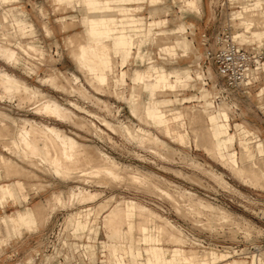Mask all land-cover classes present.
Returning <instances> with one entry per match:
<instances>
[{
	"label": "rangeland",
	"instance_id": "1",
	"mask_svg": "<svg viewBox=\"0 0 264 264\" xmlns=\"http://www.w3.org/2000/svg\"><path fill=\"white\" fill-rule=\"evenodd\" d=\"M192 1L195 0H187L185 3L183 0H162L156 4H150L146 1L143 3L131 2L126 5L135 7V10H132L134 12L131 11V14L126 13L127 15L122 13L121 17L127 18L133 15L137 17L146 16L147 19L149 18L147 11L150 8L153 6H166L168 11L164 9V11H159L155 15V19L166 18V20L163 24L156 26L154 30L159 32L171 31V35L176 33V36L178 34L187 36L193 40V45L187 50L186 55H180L173 59L168 51L163 52L158 49V47L165 49V45L159 44L161 43L160 36L154 38L155 43H151L150 38H147L146 18L138 20L137 25L124 24V27L117 29L130 32L137 30L136 33L143 34V40L139 42L142 44L149 42L145 47L150 54L136 55L131 53L125 61L114 41H109L111 47L102 42V54L107 58L109 66L106 70L109 80L103 87L104 91H97L89 85L86 76L84 77L85 74L79 71L80 69L77 68L70 55L71 51L74 50V45L76 49L78 40L79 43L81 40H86L88 45L86 51H89L87 56L99 62L96 54L98 47L93 43V39L83 31L85 28L82 23L84 11L81 4H77L74 0L0 1L1 22L13 23V28H8V32L10 31L11 34L9 38L5 35L6 29L0 24V44L3 42L4 45L16 49L21 56V60L16 59L15 63H9L0 58V73L6 71L14 74L31 87L39 88L45 97L54 98L61 105L71 109L80 118H84L88 124L91 121L95 122L103 130L102 133L95 132L91 126H89L91 128L83 129L73 123L62 121L52 113L37 111L29 100H23L22 102L17 97H14V99L8 96L0 79V95H3V98H0V113L4 114L5 117L0 118V124H2L0 125V155H7L16 160L19 167L24 169L17 171L18 174L23 171L22 175L13 174L14 171L12 170L13 173L9 171L11 177L9 174L7 177H0V184L13 183L16 188L14 190L10 185L12 197L8 198L4 205L0 202V264H112L108 261L110 257L107 248H105L106 244L120 243L106 239L101 214L95 216L96 221H93V215H88L90 209L109 197H113V200H120L122 197L131 199L161 214L177 226L179 230L181 229V236L183 241L185 240L182 245L174 244V242H171L172 240L167 239L168 234L165 235V233L173 231L170 228H167L168 232L161 234V236L165 235L162 239L158 232L157 221L152 220L149 223L150 241L148 247L157 246V240L161 238V247H168L172 250L175 248L194 250L199 256V261L193 264H206L204 262L209 259L208 250L217 255V258H211L208 261L209 264L223 260L229 261L233 258L244 260L243 264H264V262H260L261 260H256L253 255L257 254V247L259 249L264 247V226L259 217V211L264 207V188L241 181L218 160L211 158L204 150L202 143H195V141L201 139L193 135L196 133L194 131L202 127L200 126L202 123L200 125L191 123L196 107L202 106L205 99L209 101L208 108H218L225 102L224 104L228 108L223 104V108L227 109L223 122L229 121L230 126L228 133L221 135V138L228 139L231 134L234 137L227 142V150H223L222 155L227 156L229 152H236L239 156L240 148L245 147L246 160H254L259 155H262L259 156L260 158H264V110L260 105L264 102V95L261 97L259 95V90L264 86V78L246 91L227 86L224 77L218 72L215 64L207 54V51H212L216 46L215 33L224 26L233 29L237 41L243 45H249L259 40L264 45V29L246 33L244 30L255 28L253 23L239 28L237 23L239 18L231 19V16L235 15L233 11L239 10L244 13V10H242L244 6L251 13L252 10H263L262 3L264 0L251 2L239 0V8L226 4V0H201V3H198L196 7L188 6ZM7 8H11L14 12H9ZM91 10L99 11L100 9L92 8ZM16 20H23L27 26L24 27L22 24L16 23ZM191 22L192 25H190ZM182 23H185L186 31L178 28ZM71 34L73 44L69 45L65 38ZM90 35L92 36L91 33ZM171 41L175 43L177 50L181 48L182 52L185 51L183 42L174 39ZM17 42L21 44L31 42L30 44H34L41 49L39 48L35 54L28 56L27 53L16 47L15 43ZM91 49H94V53L90 51ZM149 65H152V67L149 68ZM173 66L181 67L179 76L182 78L185 74L184 71L190 70L191 78L189 80L193 79L190 82L192 83L191 86L188 85L187 81L182 82L176 86L174 91H163L165 95L163 92L161 94L160 91H151L149 88L151 81H146L143 87L132 82L135 71L166 74L165 70H170ZM161 68L164 69L163 72H160ZM201 69L204 74H206V70L210 72L211 80L208 79L207 84L204 86L197 80H202L204 77ZM52 73L56 75L55 82L57 84L55 86V83L43 81L46 75ZM196 73L201 74V78H196ZM72 75L78 76L79 81L90 94L104 100L109 106L106 108L100 102H96L90 94L85 95L88 97L85 98L84 95L71 91L69 86ZM118 76H121V79L118 80ZM64 77H67V79ZM132 86H135V89L140 92L138 98H141V100L146 97L143 91L149 92V98L145 102L146 108L163 107V110H166L173 107L175 110L183 111V118L178 120L180 128H176V122L172 119V115L166 117L164 121L168 127V132L159 131L157 121L149 126L144 124L140 118L134 116L130 109L132 107L131 102L126 101L129 99L128 95ZM69 101L80 105L84 109L73 107L68 103ZM139 104H137V109L140 106ZM141 108L142 106L139 110L136 109V114L142 115ZM173 108L166 113H173ZM186 108L188 111L190 110L192 115L187 114ZM92 114L103 116L114 124L120 122L133 123L137 127L150 130L166 142V147L159 142L153 143V145L145 141L137 143L131 137L128 138V135L120 129L116 128L114 132L101 125L98 120L91 116ZM21 118L34 119L62 128L67 134L87 145V148L92 151L91 153L98 155L100 151L111 156L121 166H127L122 171L123 179H109V181L101 176H93L92 178L87 176L89 180L82 181L77 177L63 178L54 175L45 165H31L27 160L16 158L3 149L8 141L9 143H7L16 151L21 150L17 144L16 135L13 133L14 125H17ZM11 120L13 123H11ZM211 121L207 120V123ZM214 121L221 122L218 115L215 116ZM4 131L8 133L6 132L5 135ZM198 132L196 135H198ZM107 134L110 136V140L107 138ZM194 139L196 140L194 141ZM155 144L156 147H154ZM259 157L257 162L261 165L264 161L260 160ZM262 165L261 168L263 167L264 170ZM135 169L147 175V182H145L146 180L131 182L132 180L127 176L132 174ZM206 169L220 172L228 182V186L223 183L220 184ZM95 179L102 180L101 185H98ZM77 185L92 192L101 193L96 199L88 202L78 203L76 199L68 201L67 195ZM155 187L158 189H155ZM160 188L167 191L172 197L174 196L175 199L172 198V201L169 198L171 196L166 197L167 194L161 192ZM183 190L190 191L193 195L180 194ZM56 192H61L62 198L65 200L64 204L54 205L52 194ZM194 196L197 197L194 198ZM196 198H201L215 206L224 208L231 217L225 220L226 222H221L214 216V213L209 216L197 213L194 215V212L189 210L186 203L190 200H196ZM36 204L40 205L38 208L39 217H35L30 212V208ZM52 205L53 208L51 209ZM27 209L31 215L30 218L32 217L30 222L37 223L27 227L16 225L20 229L17 233H14L11 226L6 223L5 218H16L18 213H23ZM80 209L83 210L85 220L91 219L90 224L85 226L80 222L72 227L69 222H66L67 217L70 213ZM136 214V211L129 213L134 219L137 218ZM57 225L59 230L54 237L50 235V231L54 230ZM143 247L144 244H140L139 248L134 250V255L132 254L129 257L130 264L146 263L147 256L142 249ZM234 250H237L238 254H234ZM164 252L165 256H168L170 251H168V254L166 251ZM205 256H208V259H204ZM119 258L118 262L116 261L117 264H129L123 255H120Z\"/></svg>",
	"mask_w": 264,
	"mask_h": 264
},
{
	"label": "bare ground",
	"instance_id": "2",
	"mask_svg": "<svg viewBox=\"0 0 264 264\" xmlns=\"http://www.w3.org/2000/svg\"><path fill=\"white\" fill-rule=\"evenodd\" d=\"M0 1L6 2L7 0H0ZM8 1L10 2V0H8ZM237 1H238V6H235V7L239 8V4H240L239 2L240 1L239 0H237ZM242 1H244V2L250 1L251 2V1H258V0H242ZM262 8H263V10H252V13H251L250 10H247L246 7L244 6L242 9V10H244V13H242V11H239V10L233 11V14H235V15H232L231 19L233 20V19L239 18V19H237V21H238L237 23H238L239 28L240 27L242 28L246 24H252V23L255 26V28L256 27L257 28H260V27L264 28V2L262 3ZM1 20H0V24H2V27H4V29H6L5 31H7V32L5 33V35L9 38V36H11V34H10V31L8 32V28L12 27L13 23L3 22V21L1 22ZM237 23H235V24H237ZM45 29L48 33L47 27ZM231 32H232L233 39L235 41H237V38L235 37V33H234L233 29H231ZM71 36H72V34L68 35L65 38V39H67L66 42L69 45L73 44L72 43L73 39ZM166 39L167 38H165L164 41H166ZM74 40H75V38H74ZM78 41L76 42V43H78L76 45V49H75V45H74V50H72L71 54H70L72 59L74 60V63L76 64L77 68L80 69L79 71H82L85 74L84 77L86 76L87 82L89 83V85L93 89H95L97 91H104L103 87H104V85H106L108 83V80H109V78L106 74V70H108L107 68L109 66H108L107 58L104 57L102 54V46L96 45L98 47V49L96 50V54H97L98 58L100 59L101 66H102L101 70H100V69L94 67L87 60V53H89V51L88 52L86 51V49L88 48L86 40L85 41L81 40L80 43ZM30 43L26 42L25 44H21V43L17 42V43H15V45L20 51L27 53L28 56L29 55L31 56V54H33V53L35 54L36 51H38L40 47H38L34 44H30ZM256 43L261 44L260 41H258ZM90 51L94 53V49H91ZM38 53H40V52H38ZM0 58H2L3 60H6V62H9V63L10 62L15 63L16 59L21 60V56H20L19 52L14 48H11L9 46L4 45L3 42H2V44H0ZM35 68H36V66H35ZM201 71H202V69H201ZM202 74L204 75L203 79L202 80L197 79V80L201 83L202 86H204L207 84L208 79H210V75H209L208 71H206V74H204V72L202 71ZM71 77H72L71 84L69 86L71 91H74V92L76 91L79 94L84 95V97L86 98L88 96L87 94H90L88 92V90L79 81L78 76L72 75ZM257 77L260 78V80H263L264 75L260 76V77L258 75ZM0 79H1V84L6 88V92H7L8 96L13 97V98L17 97L19 99V101H22V102H23V100L24 101L29 100L30 102H32L31 104L34 105L33 108H36L37 111H40L43 113H52L55 116H57L58 118L62 119V121L64 120V121L73 123L74 125H76L80 128H83V129H87L89 126H91L95 132H100V133L103 132L102 128L98 127L95 124V122L91 121L90 124H88V122L84 118H80L71 109L61 105L54 98L52 99L50 97L49 98L45 97L39 88L34 87V86L31 87L24 80L18 78L14 74L6 72V71L1 72L0 73ZM65 79H67V77ZM43 81H47L49 83H55L54 86L57 84V82H55L56 81V75L53 73L49 74L48 76L46 75V77L43 78ZM141 87H142V85H141ZM164 87L165 86L160 88V93L163 91H166V89ZM135 88H136L135 86L131 87V90H130L129 95H128L129 99L126 100L128 102H131V104H132V107L131 106H130L131 108L129 107L131 109V113H133L134 116L140 118V120H142L144 124L151 126L152 125V119L149 116H147L146 112H145V108H146L145 102L149 98V92L143 91L146 97H145V99L141 100V98H138L140 92H138V90H136ZM262 88H263V90H262ZM262 88L259 90L260 97L262 95H264L263 94L264 93V86ZM63 89H64V86H63ZM139 91H141V90H139ZM163 93H161V94H163ZM85 95H87V96H85ZM90 95L96 102H100L106 108L109 106V105L107 106V103L104 100L100 99L99 97H97L93 94H90ZM141 95H142V93H141ZM0 98L2 99L3 95H0ZM17 98H16V100H17ZM68 103L73 105V107H75V108L84 109L80 105H77L72 101H69ZM138 103H140L139 104L140 106L137 109L136 107L138 106L137 105ZM224 103H222L221 106H219L218 108H208L209 106L207 107V105L205 103H203L202 106L196 107V110L194 113V118L192 119L191 123H197V125L198 124L200 125L202 123L201 124L202 127H199L195 131L192 130V131L196 132L193 135L195 137L197 136L196 138L201 139L199 141H195L196 139H194V141L196 144H198L197 142L202 143L204 150L207 151V153L211 156V158L213 157L215 160H218L223 166H225L229 171H231L241 181H243L245 183H250L253 186L258 185V186H261L262 188H264V170H263V167L261 168V165L264 162L261 163V161H260L261 165H259L257 162V161H259L258 157L262 156V155H259L256 159L251 160V161L246 160V161H240V163H234L228 157L220 156V154L217 151V146H216L214 136H213V131L216 129V125L215 124H213L212 126L207 125L206 119L210 118L216 112H220V111L227 112V109L223 108ZM131 104H129V105H131ZM260 105H261V107H263V110H264V102H262ZM141 106L143 108V110L141 108V111H143L142 115L136 114L137 113L136 109L139 110ZM224 106H226V105L224 104ZM226 108H228V107L226 106ZM169 110H172V108H168L166 110L165 109L163 110V112L165 113V116H170V115H172L173 117L177 116L174 112L167 114L166 112ZM186 110H187V108H186ZM87 112H89V111H87ZM187 114L192 115L190 110L189 111L187 110ZM91 116L93 118H95L96 120H98L101 125H104L105 127H107L108 129H110L114 132L116 131V128L120 129L121 131L125 132L128 135V136L126 135L128 138L131 137L133 140H136L137 143H142L145 141V142H148V144L152 143V145H153V143H158V142L164 146L166 144V142L164 140H162L159 136L155 135L150 130L137 127L133 123L126 124V123L120 122L118 124H114L111 121L107 120L103 116L96 115V114H92ZM0 118L1 119L5 118L4 114L0 113ZM199 121H200V123H199ZM11 123H13L12 120H11ZM0 125H2V124H0ZM6 127H5V129H6ZM91 127H89V128H91ZM176 128L177 129L180 128V124H176ZM160 129H159V131H162V132L164 131L163 128H160ZM197 131H199L198 135H196ZM6 132L7 131H4V134ZM13 133H15V135H16L17 144L19 145V148L21 150L19 152L16 151L14 148H12V146H10L8 144L9 143L8 141H7L8 143L6 142V145H4L3 150L8 151L9 153L13 154L16 158H18L20 160H27L28 163L31 165L32 164H34L36 166L37 165H45L46 167H48L50 169V171H52L54 173V175H58V176L63 177V178L77 177L79 180H82V181H88L89 178L87 179V176L88 177L90 176L91 178L93 176H101V177L107 178L108 180L109 179L120 180V179H123V177H124L122 174V171L124 169H126L127 166H124L123 164H122L123 166H121L111 156H109L105 153H102L100 151H99L98 155L91 153L92 151H90L87 148V145H85L82 142H79L76 138L67 134L64 129L59 128L57 126L48 125V124L36 121L34 119L21 118L19 123L17 125H14ZM107 136H108L107 138H109V140H110L111 139L110 136L108 134H107ZM150 147H151V145H150ZM154 147H156V144L154 145ZM165 149H167V148H165ZM170 150H171V148H170ZM261 159L262 158H260V160ZM262 160L264 161V158ZM191 164H192V162H191ZM262 166H264V165H262ZM12 170L14 171V173L12 172ZM20 170H24V169H22V167H19V164L16 160L10 158L7 155H3V154L0 155V177H4V176L7 177L8 174L10 175L9 171H11L13 174L17 175L18 174L17 171H20ZM206 170L212 176H214L216 178V180H218V182H220V184L223 183L224 185L228 186V182L222 177L220 172L217 173V172L213 171L212 169H206ZM15 172H17V173H15ZM21 173H23V171ZM21 173H19V174L22 175ZM19 174H18V176H19ZM10 177H11V175H10ZM127 177L130 180H132L131 182H133V181L142 182V181L146 180L147 175H145V174L141 173V171L139 172L138 170L135 169V171H133L132 174L128 175ZM148 178H150V177H148ZM100 179H103V178H100ZM95 182L98 185H101L102 180L97 179ZM103 182H104V180H103ZM145 182H147V180ZM149 185H151V184H149ZM152 185H154V184H152ZM155 189H158V188L155 187ZM160 190H161V192H164L165 194H167L166 197L171 196V197H169L171 199L174 197V196L172 197V195H169L167 193V191L162 190L161 188H160ZM100 193L101 192H92L91 190H87L86 188L77 185L75 187V189L72 190L69 193V195H67L68 196L67 200L72 201V200L76 199L78 203L79 202H88V201H92V200L96 199L100 195ZM182 193H183V195L186 194V196L187 195H190V196L193 195V193H191L190 191H187V190H183L180 194H182ZM11 194L12 193H11L10 184H8V183L0 184V202L5 204L7 199L12 197ZM52 196H53L52 201L54 202V205L58 204V203H60V204L65 203V200H63V198H62L61 192L53 193ZM195 197H197V196H194V198ZM113 199H114L113 197H109L103 201H100L96 206H94L88 212V215L94 216L93 221L96 218L95 216H98L101 214V218L103 221L102 226L105 229L106 237L110 241H115V242L117 241L120 243V244H118V246L116 248L117 252H114L110 248V246L106 245V247H105V248H107L108 254L110 257V260H108V261H110L112 264H115L114 260H116L118 258L119 254H124L125 256H127L128 251L126 249V246H125V244H122V243L126 242L127 239H133L134 240V239H136V235H137L140 238V240H142L143 243H147L150 241L149 223L152 220L157 221L158 232L160 233L159 235L162 239H164L163 236L168 234V236H166L167 239L172 240L171 242H174V244H176V243L182 244L185 241V240L183 241V238L181 236L182 235L181 229L179 230L177 228V226H175L170 220H168L166 217H163L161 214H159V213L151 210L150 208H148L144 205H141L138 202L131 200V199H125L123 197L120 200H113ZM173 199H175V198H173ZM173 199H172V201H173ZM113 202H114V204H113ZM174 202H176V201H174ZM177 203H178V201H177ZM187 204H188L189 210L194 212L193 213L194 215H195V213H197V214H204V215L209 216V215H212L211 213H214V216L221 222L222 221L226 222L225 220H228V218L231 217V216H229V212L227 210H225L224 208L215 206V205L211 204L210 202H207L201 198H196V200H190V202L186 203V205ZM39 206H40L39 204H36L34 207L30 208V212L33 213L35 215V217H39L38 216ZM52 208H53V205H52L51 209ZM184 209H186V208H184ZM135 211L137 212V214H136L137 218L136 219H134L133 217H131L129 215V213H133ZM83 215H84V213H83L82 209L77 210V211L69 214L66 222H69L72 227L74 225L80 223V222H82V224H84L85 226H88L90 224L91 219L85 220L83 218ZM84 217H85V215H84ZM217 219H215V220H217ZM198 221H200V220H198ZM196 222H197V220H196ZM130 225H132L134 227V229H136L135 234H131L128 231V228ZM167 228H170V230L171 231L173 230V231L168 232ZM165 232H168V233H165ZM164 233H165V235L161 236V234H164ZM72 234H73V232H72ZM161 238H159L157 240L159 244L162 241ZM163 251H166L168 254V251H170V248L165 247ZM236 251L237 250H234L233 253L238 254ZM256 252H257V254H253L255 256V259L256 260L259 259V260H261L260 262H264V247L261 249H259L257 247ZM204 254H202V255H204ZM205 257H204V259H208V256L206 258ZM178 259L183 264H193V263L199 261V256L192 249L181 248L179 255H178ZM243 263H244V260L233 258L232 260L229 259V261L223 260V261L216 262L214 264H243Z\"/></svg>",
	"mask_w": 264,
	"mask_h": 264
},
{
	"label": "crops",
	"instance_id": "3",
	"mask_svg": "<svg viewBox=\"0 0 264 264\" xmlns=\"http://www.w3.org/2000/svg\"><path fill=\"white\" fill-rule=\"evenodd\" d=\"M77 4H81L82 8H83V16H82V23L83 25H85V28L83 29V31L86 32V34L93 39V43L95 45H101L102 42H105L107 45H109L111 47V44L109 43V41H114L115 46L118 47V51L119 53L122 54L123 59L125 61H127V59L130 57L131 53H134L136 55L138 54H150L147 49H146V44L149 43H145L142 44L139 41H142L143 39V34L140 33H136V31H124V29L120 30L117 28L120 27H124V24H128V23H132V24H136V22L138 20H140L141 18H146V16H133L130 15L129 17H121V14L124 13L125 15H127L128 13L131 14L130 12L132 10H135V7H130V6H126L127 4L131 3V2H149L150 4H156L158 2H161L162 0H74ZM185 1L187 0H183V2L185 3ZM198 3H201V0H195L192 1L188 4V6L191 7H196ZM100 9L99 11H94L91 9ZM164 9H166V11H168V8L166 6H153L152 8H150L147 13H148V20L146 18V22H145V29L148 31L147 34V38L149 40H151L150 42H154V38H158L157 36H160L161 39V43L162 45H165V49L158 47V49L160 51L163 52H169L171 55V57L173 59H175L177 56L180 55H186L187 54V50H189L191 48V46L193 45V40L188 38L187 36H182L181 34H178V36H176V33H172L171 35V31L169 32H159V31H155V27L159 26L161 24H163L164 20H166V18L164 19H155V15L159 12V11H164ZM7 10L9 12H14L12 11L11 8H7ZM134 12V11H132ZM127 13V14H126ZM16 23L18 24H22L24 27L27 26V24L23 21V20H16ZM190 25H192V22L190 23ZM189 25V26H190ZM178 28L183 29L184 31H186V25L185 23H182L178 26ZM257 29H264V28H248L246 30H244V32L246 33H251V32H255ZM192 32V31H191ZM90 33L92 34V36L90 35ZM170 33V34H169ZM171 35V36H169ZM239 36V35H238ZM88 37V38H89ZM170 37V38H169ZM174 37V38H173ZM166 39V41H164ZM169 38V39H168ZM90 39V40H91ZM180 40L181 42H183V44L185 45V51L182 52V49L179 48L178 50L176 49V45L175 43H173L171 40ZM168 40V41H167ZM260 41V40H259ZM164 42V43H162ZM155 43V42H154ZM88 46V45H87ZM102 46V45H101ZM103 49V47H102ZM87 60L96 68L101 70V61L99 59V62L95 59L90 58L89 56H87ZM148 63V62H147ZM149 63H151V61H149ZM100 66V67H99ZM162 66V65H161ZM152 67V65H149V68ZM164 67V66H163ZM165 68V67H164ZM181 67L179 66H173L172 69L170 70H165L166 74L163 73H159V74H154V73H143V72H139V71H135L133 73L132 76V82L133 84H140L142 85V87L144 86L146 81H151L149 88L151 89V91H155L158 92L160 91V88L165 86L164 88L170 91H174L177 85H180L182 82L187 81L188 85H192V83H190L191 81H193V79L190 81L189 78H191V74H190V70H185L184 71V75L183 78L179 76L180 74V69ZM163 68H161L160 72H163ZM208 71V70H206ZM209 72V71H208ZM210 75V72H209ZM122 76V74H121ZM121 76H118V80L121 79ZM201 74L196 73L195 77L196 78H201ZM176 77V78H174ZM174 78V79H173ZM263 90V88H262ZM200 91H198L199 93ZM200 94V93H199ZM260 94V92H259ZM202 95V94H200ZM204 103L206 105L209 104V101L207 99H205ZM171 107V106H168ZM173 108V107H171ZM173 111L175 112V114L177 115L176 117H172V119L176 122V124L178 123V120L182 119V113L183 111H179V110H175L173 108ZM145 112L146 115L149 116L152 119V123L154 121H157L159 124V129L163 128L164 132H168V127L165 124V118L169 117V116H165V113L163 112V107L162 108H145ZM195 113V111H194ZM218 115L219 119L221 122L219 121H214L215 116ZM225 112L220 111V112H216L214 113L210 118L206 119V124L209 126H212L213 124L216 125V129L213 131V136H214V140L217 146V151L220 154V156L223 157L222 152L223 150H227V142L231 141L232 138L234 137V135H230L228 139H222L221 135L228 133L229 131V121L223 122V117H225ZM194 118V115H192V119ZM207 120H212L210 123H207ZM175 124V126H176ZM201 126V125H200ZM247 145V144H245ZM248 146V145H247ZM245 154H246V148L245 147H241L240 148V155L238 156L236 152H229L227 154V156L232 162L234 163H240V161H244L245 159ZM9 184V183H8ZM14 190L15 185L13 183L10 184ZM2 205H4L1 202ZM30 213L28 212V209L23 212V213H18L16 218H12V217H6L5 221L7 224H9L13 230L14 233H17L18 230L20 229V227H16V225L18 226H28V225H32V224H36L37 222H30V219L32 220V217L30 218ZM9 220V221H8ZM12 221V222H11ZM128 231L131 234H135V229L132 225L129 226ZM105 234V231H104ZM106 237V235H105ZM107 239V237H106ZM125 246L126 249L128 251L127 256H125L124 254H119L123 255L124 259H127V261L130 264V260L129 257L133 254L134 255V250L139 248L140 244H144V247L142 248L145 253H146V263L145 264H183L179 259H178V255L179 252L181 250V248H175L174 250L170 249L169 255L165 256V252L163 251L165 247H161L160 244L158 243L157 246L154 247H148L149 242L147 243H143L142 240H140V238L136 235V239H127V241L125 242ZM107 246H110V248L114 251L117 252L116 248L118 246V244H106ZM204 251V250H203ZM202 251V252H203ZM138 252V251H136ZM209 259L207 261H205L204 263L209 264L208 261L211 258H217V255H215L213 252L209 251ZM200 254V253H199ZM118 256V258L116 260H114V263H116V261L118 262V260L120 259ZM153 258V259H152ZM202 264V263H201ZM255 264V263H253Z\"/></svg>",
	"mask_w": 264,
	"mask_h": 264
},
{
	"label": "built area",
	"instance_id": "4",
	"mask_svg": "<svg viewBox=\"0 0 264 264\" xmlns=\"http://www.w3.org/2000/svg\"><path fill=\"white\" fill-rule=\"evenodd\" d=\"M226 4L238 6V1L226 0ZM214 38L216 46L212 51H207V54L218 72L224 77L227 86L246 91L261 81L257 76L264 75L263 44L254 42L243 45L238 43L233 39L229 26L218 30ZM259 217L264 226V207L260 209ZM58 230L57 225L54 230L50 231V235L55 237Z\"/></svg>",
	"mask_w": 264,
	"mask_h": 264
}]
</instances>
